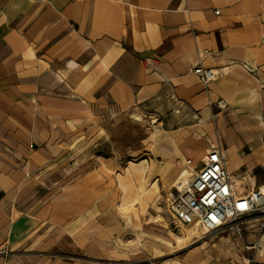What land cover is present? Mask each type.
I'll use <instances>...</instances> for the list:
<instances>
[{"label":"crops","instance_id":"1","mask_svg":"<svg viewBox=\"0 0 264 264\" xmlns=\"http://www.w3.org/2000/svg\"><path fill=\"white\" fill-rule=\"evenodd\" d=\"M168 104L199 124L173 160L139 149L158 191L132 201L115 126ZM210 145L234 191L264 185V0H0V264H101L125 218ZM260 223L240 224L254 243L240 264L264 260Z\"/></svg>","mask_w":264,"mask_h":264},{"label":"rangeland","instance_id":"2","mask_svg":"<svg viewBox=\"0 0 264 264\" xmlns=\"http://www.w3.org/2000/svg\"><path fill=\"white\" fill-rule=\"evenodd\" d=\"M155 111L149 110L148 114L126 115L117 122L114 137L118 155L123 163L148 160V156L140 155L138 152L143 148L153 157L173 160L176 154L172 155V152L174 153L176 149V143L182 139L180 145H183L187 140L182 138L187 136V125L199 124L196 116L184 106L168 104L159 108L160 112ZM177 129L179 130L176 131ZM157 130L158 132L155 133ZM178 134L181 137L177 136ZM160 141H163L165 148L161 147L157 153L155 150L157 145L160 146ZM194 141L200 144L203 139ZM199 159L200 157L196 155L195 160L199 161ZM153 165L157 168L161 167L157 163ZM196 168L198 166L195 164L188 168L184 162V165L178 167V174L172 180L173 184L161 187L158 199L147 202V210L141 217L132 218V223L125 218V233L111 243L110 251L99 262L101 264H240L243 257L251 253L248 250L254 245L250 231L242 235L227 231L202 236L196 228H182L172 223L168 211V196L174 188L179 187L178 182H189L190 173ZM118 173L123 172L118 170ZM171 173H174V169L169 170L160 182L165 184L166 176ZM241 182L238 181L237 185L239 186ZM191 250H194L193 254Z\"/></svg>","mask_w":264,"mask_h":264},{"label":"built area","instance_id":"3","mask_svg":"<svg viewBox=\"0 0 264 264\" xmlns=\"http://www.w3.org/2000/svg\"><path fill=\"white\" fill-rule=\"evenodd\" d=\"M193 74L204 86L217 76L215 71L202 66H196ZM185 165L191 168V161ZM190 177L189 182L174 188L168 196V211L175 226L196 228L202 236L227 230L241 234L240 224L252 220H260L258 227L264 228V185L250 187L243 195H238L232 188L225 156L218 146L208 147L201 168L192 169ZM0 254L8 257L6 245L0 248ZM243 264H264V260L250 259Z\"/></svg>","mask_w":264,"mask_h":264},{"label":"bare ground","instance_id":"4","mask_svg":"<svg viewBox=\"0 0 264 264\" xmlns=\"http://www.w3.org/2000/svg\"><path fill=\"white\" fill-rule=\"evenodd\" d=\"M158 130L155 132L157 133ZM183 159V157L181 156ZM184 160V159H183ZM188 161V160H187ZM185 160V164L187 162ZM151 165L146 160H142L139 163H133L130 162L128 167L125 169V174L118 175L119 182L121 184V187L124 191V193L128 194V197H130L133 200H139L140 196L144 197L145 199L149 200L152 198V196L158 191L157 181L154 180L152 184H150L151 180L155 178V176L159 173V171L154 172L150 171ZM145 172H149L148 176L145 178L144 174ZM186 172L184 171L183 174ZM137 182V187H134L132 182ZM248 181L253 187L255 185V179L253 177L248 176ZM179 187H183L186 182L181 181L178 182ZM246 191L237 192L238 195H243ZM195 250V249H194ZM194 250H191L190 252H194ZM264 252L263 250H260V254ZM190 260V259H189Z\"/></svg>","mask_w":264,"mask_h":264}]
</instances>
